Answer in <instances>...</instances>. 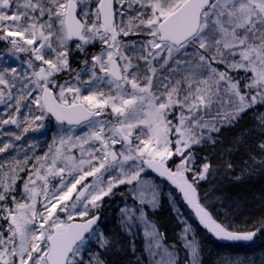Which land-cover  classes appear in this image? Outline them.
<instances>
[{
  "label": "snow or ice",
  "instance_id": "snow-or-ice-1",
  "mask_svg": "<svg viewBox=\"0 0 264 264\" xmlns=\"http://www.w3.org/2000/svg\"><path fill=\"white\" fill-rule=\"evenodd\" d=\"M256 178L264 0H0V264H205Z\"/></svg>",
  "mask_w": 264,
  "mask_h": 264
},
{
  "label": "trees",
  "instance_id": "trees-1",
  "mask_svg": "<svg viewBox=\"0 0 264 264\" xmlns=\"http://www.w3.org/2000/svg\"><path fill=\"white\" fill-rule=\"evenodd\" d=\"M243 123L245 125H250L252 121L249 118L246 119V121H244ZM262 191H264V178H256L249 184L243 185L235 190L236 193H238L242 197L247 198L248 202V208L242 210V212L236 217L238 223H243V221L250 218L251 213H254L256 211V208L252 203V197L254 195H259V193ZM113 211L114 207L108 210V215L110 217L113 215ZM187 213L190 215L189 211H187ZM156 220L161 225V230L166 232L168 241L170 243L175 241L176 239L174 237L176 236V232L178 231V222L175 214L169 208L167 201L164 202L161 208V212L156 215ZM196 229L199 236L204 237V241H202L205 248V264L209 257L216 254H219L221 256L220 261L222 262V264H225V262L232 258H241L244 260H250L251 258H253L250 260L251 264H264V237H260L255 243L251 245H223L210 239L199 226H197ZM136 243L137 250L139 252L143 248L142 238L138 239Z\"/></svg>",
  "mask_w": 264,
  "mask_h": 264
},
{
  "label": "rangeland",
  "instance_id": "rangeland-1",
  "mask_svg": "<svg viewBox=\"0 0 264 264\" xmlns=\"http://www.w3.org/2000/svg\"><path fill=\"white\" fill-rule=\"evenodd\" d=\"M113 207H115V206H113ZM180 207H181L182 210H184V213L186 214L187 211H188L187 207H186L185 205H183V204H181ZM113 213H114V211H113ZM189 216H190V217L187 216L186 219H187L190 223L193 224V221H195V219H194V217L192 216V214H190ZM180 227H181V225L178 224V227H177L178 230L180 229ZM177 232H178V231H177ZM177 232H176V234H177ZM199 237H200V236H199ZM174 238L176 239V236H175ZM200 238L204 241V237H200ZM206 249H207V248H206ZM235 259H236V258H235ZM237 259H241V258H237ZM251 259H253V258H251ZM251 259H250V260H251ZM232 260H234V259L232 258ZM241 260H242V259H241ZM250 260H244V261H246L247 264H249V263L251 264V261H250ZM225 264H227V262H225Z\"/></svg>",
  "mask_w": 264,
  "mask_h": 264
},
{
  "label": "bare ground",
  "instance_id": "bare-ground-1",
  "mask_svg": "<svg viewBox=\"0 0 264 264\" xmlns=\"http://www.w3.org/2000/svg\"><path fill=\"white\" fill-rule=\"evenodd\" d=\"M169 208H170V207H169ZM160 212H161V209L159 210L158 213H160ZM158 213H157V214H158ZM187 216L190 217L188 213L185 214V218H187ZM177 222H178V221H177ZM178 224L180 225L179 222H178ZM193 225L197 227V224H196L195 221H193ZM141 235H142V234H141ZM141 238H142V236H141ZM259 238H260V237H259ZM259 238H258V239H259ZM258 239H257V240H258ZM142 240H143V239H142ZM257 240H256V241H257ZM256 241H255V242H256ZM255 242H254V243H255ZM251 244H253V243H250V244H248V245H251ZM220 257H221V256H220L219 254L212 255L211 257H209V258L207 259L206 264H213V261H220ZM242 260H244V259H242Z\"/></svg>",
  "mask_w": 264,
  "mask_h": 264
},
{
  "label": "water",
  "instance_id": "water-1",
  "mask_svg": "<svg viewBox=\"0 0 264 264\" xmlns=\"http://www.w3.org/2000/svg\"><path fill=\"white\" fill-rule=\"evenodd\" d=\"M224 243L233 244V243H230V242H224ZM241 243H243V242H241Z\"/></svg>",
  "mask_w": 264,
  "mask_h": 264
}]
</instances>
